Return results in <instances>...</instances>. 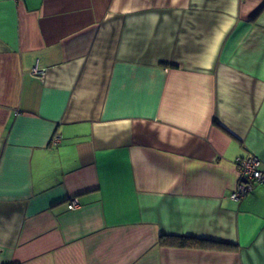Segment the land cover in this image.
I'll use <instances>...</instances> for the list:
<instances>
[{
  "label": "crops",
  "instance_id": "0c3cea01",
  "mask_svg": "<svg viewBox=\"0 0 264 264\" xmlns=\"http://www.w3.org/2000/svg\"><path fill=\"white\" fill-rule=\"evenodd\" d=\"M250 154L264 0H0V264H264Z\"/></svg>",
  "mask_w": 264,
  "mask_h": 264
},
{
  "label": "built area",
  "instance_id": "2783aa9c",
  "mask_svg": "<svg viewBox=\"0 0 264 264\" xmlns=\"http://www.w3.org/2000/svg\"><path fill=\"white\" fill-rule=\"evenodd\" d=\"M34 75H41L43 72L39 70L37 65L32 70ZM237 167L239 172V181L231 198L234 200H240L251 193L256 185L264 182V170L262 169L261 159L253 154L237 159ZM80 207V203L77 200L71 201L68 204V209L73 211Z\"/></svg>",
  "mask_w": 264,
  "mask_h": 264
},
{
  "label": "trees",
  "instance_id": "16d2710c",
  "mask_svg": "<svg viewBox=\"0 0 264 264\" xmlns=\"http://www.w3.org/2000/svg\"><path fill=\"white\" fill-rule=\"evenodd\" d=\"M160 243L163 245H177L182 248H202L208 245V242L203 239H198L194 237H169L161 236Z\"/></svg>",
  "mask_w": 264,
  "mask_h": 264
},
{
  "label": "rangeland",
  "instance_id": "374dc122",
  "mask_svg": "<svg viewBox=\"0 0 264 264\" xmlns=\"http://www.w3.org/2000/svg\"><path fill=\"white\" fill-rule=\"evenodd\" d=\"M40 71L43 72V74H41V75H34L33 73H32V74H33L34 76H37V77H41V78H43V77L45 76V71H44V70H40Z\"/></svg>",
  "mask_w": 264,
  "mask_h": 264
}]
</instances>
